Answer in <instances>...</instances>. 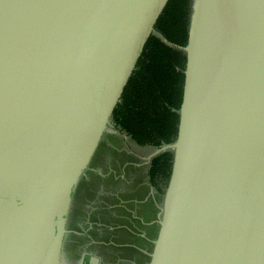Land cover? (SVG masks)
Returning a JSON list of instances; mask_svg holds the SVG:
<instances>
[{
  "label": "water",
  "instance_id": "water-1",
  "mask_svg": "<svg viewBox=\"0 0 264 264\" xmlns=\"http://www.w3.org/2000/svg\"><path fill=\"white\" fill-rule=\"evenodd\" d=\"M168 1L0 0V264H57L72 196ZM184 51L149 264H264V0H193Z\"/></svg>",
  "mask_w": 264,
  "mask_h": 264
},
{
  "label": "crops",
  "instance_id": "crops-1",
  "mask_svg": "<svg viewBox=\"0 0 264 264\" xmlns=\"http://www.w3.org/2000/svg\"><path fill=\"white\" fill-rule=\"evenodd\" d=\"M109 130L131 139L138 150L146 148L118 128ZM103 142L102 138L72 196L61 249L76 252L82 264H93V259L96 264H149L164 197L150 181L152 159L140 170L131 162L127 171L124 159L98 155ZM103 164L105 173L100 171Z\"/></svg>",
  "mask_w": 264,
  "mask_h": 264
},
{
  "label": "trees",
  "instance_id": "trees-1",
  "mask_svg": "<svg viewBox=\"0 0 264 264\" xmlns=\"http://www.w3.org/2000/svg\"><path fill=\"white\" fill-rule=\"evenodd\" d=\"M192 5L193 0L167 2L113 110L116 127L141 146L161 147L177 138ZM173 158V152L166 150L150 163V181L163 193Z\"/></svg>",
  "mask_w": 264,
  "mask_h": 264
},
{
  "label": "rangeland",
  "instance_id": "rangeland-1",
  "mask_svg": "<svg viewBox=\"0 0 264 264\" xmlns=\"http://www.w3.org/2000/svg\"><path fill=\"white\" fill-rule=\"evenodd\" d=\"M111 124L108 126L109 129H112L113 125ZM108 130L102 137L104 142L99 147L100 149L98 155H100V153H105V156H108L109 158L119 157L121 159H124L125 162L129 163L128 167L131 166L132 162L135 163L134 166L136 168L138 167L139 170L144 169V166L147 165L146 167H148L149 160L153 159L164 150L170 151L172 149L171 146L163 145L161 147L146 146V148H141L140 150H138V148L134 144H132L131 139H124V137L120 135L121 133H118L116 130ZM105 163L106 161L104 162V164ZM137 163H139L138 166L136 165ZM104 164L102 165L100 171L105 173V171L103 170ZM130 169L131 167L128 168L127 171ZM71 246L72 248L76 247V245H73V243ZM68 253L64 252L62 248L58 256L57 264H82V261H80L81 259L79 258L78 260V258H76V252L72 250V252Z\"/></svg>",
  "mask_w": 264,
  "mask_h": 264
}]
</instances>
